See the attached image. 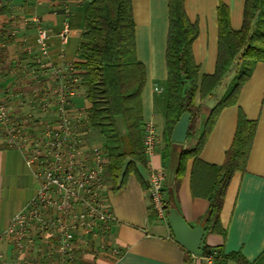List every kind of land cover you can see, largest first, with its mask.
I'll return each instance as SVG.
<instances>
[{
	"label": "crops",
	"instance_id": "0c3cea01",
	"mask_svg": "<svg viewBox=\"0 0 264 264\" xmlns=\"http://www.w3.org/2000/svg\"><path fill=\"white\" fill-rule=\"evenodd\" d=\"M167 1L132 0L135 51L146 72L141 92L143 123L152 122L160 140L154 153L146 156L145 164L135 161L134 166L145 184L150 169L164 166V203L172 205L190 225H203L200 218L207 210L208 201L192 193L193 159L185 161L180 179L176 181L179 152L195 140L165 145L162 138L166 104L163 91L166 89ZM219 1L184 0L189 20L198 26L192 54L205 74L215 69ZM221 1L228 7L231 27L239 29L245 0ZM85 7L86 0H0V103H7L11 114L26 113L15 98L24 81L43 88L53 83L50 73L53 68L65 70L77 60ZM40 30L47 35L45 53L37 42ZM237 63L235 61L231 67L236 64L237 69ZM27 72L34 76L29 78ZM215 90L201 102L200 124L224 92L215 95ZM83 93L84 88L80 86L69 100V107L87 114L88 103L84 96L83 102L77 103ZM238 109L248 119L256 121L255 133L245 169L234 171L225 191L219 220L226 233L208 231L204 245H221L224 254L239 252L251 262L264 248V62L255 64L240 88L237 103L219 113L199 153L204 162L220 165L224 161L235 132ZM199 131L200 127L197 134ZM97 142L102 144L100 139ZM33 171L34 166L25 164L22 153L6 143L0 127V235L13 215L34 194L37 182ZM192 177L194 185L198 186L204 173L196 169ZM106 197L114 219L99 247L79 253L80 264H218V261L237 264L223 257L194 255L183 248L174 239L167 221L150 212L147 187H143L133 172L127 175L125 184L119 189L113 191L108 185ZM0 255L7 262L15 260L13 249L6 241H0Z\"/></svg>",
	"mask_w": 264,
	"mask_h": 264
},
{
	"label": "trees",
	"instance_id": "16d2710c",
	"mask_svg": "<svg viewBox=\"0 0 264 264\" xmlns=\"http://www.w3.org/2000/svg\"><path fill=\"white\" fill-rule=\"evenodd\" d=\"M168 30L165 50L166 104L163 141L165 145L180 144L171 141L172 128L180 115L188 111L190 122L186 141L193 144L182 148L178 155L176 181L187 159H193L191 189L194 196L208 201L202 224L209 233L225 235L219 213L225 191L234 171L245 169L256 121L248 119L238 109L235 132L220 165L204 162L199 153L219 113L237 103L243 83L250 77L257 62H264V0H245L242 25L233 29L229 10L223 1L216 8L218 38L215 69L210 74L200 71L192 54V43L198 26L191 22L184 9V0H168ZM80 42L74 66L79 70L80 84L88 121L92 131L102 137L108 163L106 178L115 191L125 184L133 172L143 187L148 185L140 178L134 163L145 164L142 148L143 127L141 92L145 84L144 64L135 51V21L132 0H86L84 25L79 33ZM237 61V69L219 100L212 106L206 119L198 122L201 102L212 95L221 80ZM123 123V133L117 118ZM200 131L197 134V128ZM130 160L127 161V158ZM196 169L204 173L198 186L194 185ZM166 212L172 205L164 203ZM202 255L223 257L237 264H264V248L257 258L247 261L239 252L223 253L222 246H203ZM222 261H218L220 264Z\"/></svg>",
	"mask_w": 264,
	"mask_h": 264
},
{
	"label": "built area",
	"instance_id": "2783aa9c",
	"mask_svg": "<svg viewBox=\"0 0 264 264\" xmlns=\"http://www.w3.org/2000/svg\"><path fill=\"white\" fill-rule=\"evenodd\" d=\"M46 37L40 30L37 42L43 53ZM78 72L74 64L65 70L53 68V83L38 90L42 119L14 117L9 105L0 103L6 143L22 153L27 166H34L37 182L32 197L0 235L15 260L7 262L0 255V264H80L76 253L88 249L93 237L102 241L110 229L114 218L106 197V152L101 143L90 140L88 114L69 107L81 86ZM141 141L147 157L158 147L152 122L143 123ZM165 177L166 168L159 166L150 169L147 178L149 210L163 220Z\"/></svg>",
	"mask_w": 264,
	"mask_h": 264
},
{
	"label": "water",
	"instance_id": "95a60500",
	"mask_svg": "<svg viewBox=\"0 0 264 264\" xmlns=\"http://www.w3.org/2000/svg\"><path fill=\"white\" fill-rule=\"evenodd\" d=\"M188 111L183 112L174 124L170 139L176 143H184L190 122ZM167 224L174 239L188 252L194 255H201L204 246V238L208 232V227L201 224L190 225L174 209L170 208L166 214Z\"/></svg>",
	"mask_w": 264,
	"mask_h": 264
},
{
	"label": "rangeland",
	"instance_id": "374dc122",
	"mask_svg": "<svg viewBox=\"0 0 264 264\" xmlns=\"http://www.w3.org/2000/svg\"><path fill=\"white\" fill-rule=\"evenodd\" d=\"M235 70H236V64L233 67H231L229 73L226 74V76L220 82L218 88L215 90V95L217 93H222L224 91L225 87L227 86L230 79L234 75ZM27 73H28L29 78H32V76H34V73H32V72L31 73L27 72ZM24 82H25L24 86L20 87L19 91H17V95L15 96V98H17V101L20 104V107L26 111V113L23 114L24 117H22V118H26V116L30 114L32 119L33 118L34 119H37V118L42 119L43 118L42 114H44V111H42V109H40V105L38 102V96H39L38 90L39 89L33 85L31 86L30 83L27 81H24ZM46 86L47 85H45V87ZM163 93H165V92L163 91ZM83 96H84V93L82 96L77 98V103L81 104L83 102ZM18 115H20V114H18ZM14 117H15V114H14ZM117 120H118L117 125H118L119 130L123 131L124 128H123V123H122L121 118L119 117V118H117ZM91 134H92L90 137L91 141L96 142L98 139H102V137L98 136V134L95 131H93ZM180 144H182V143H180ZM108 185H109V181H107V183H106V186H108ZM103 240H105V238ZM87 244H88V246H87L88 251H92L93 249H96L97 247H99L100 241L98 238L93 237V239L88 240ZM82 250H84V249L82 248L76 253L77 256H79V253Z\"/></svg>",
	"mask_w": 264,
	"mask_h": 264
},
{
	"label": "bare ground",
	"instance_id": "6f19581e",
	"mask_svg": "<svg viewBox=\"0 0 264 264\" xmlns=\"http://www.w3.org/2000/svg\"><path fill=\"white\" fill-rule=\"evenodd\" d=\"M189 1H192V0H189ZM213 1V0H212ZM210 2H211V0H210Z\"/></svg>",
	"mask_w": 264,
	"mask_h": 264
}]
</instances>
